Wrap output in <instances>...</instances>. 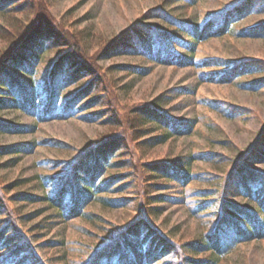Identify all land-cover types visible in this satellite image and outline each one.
<instances>
[{
  "label": "rangeland",
  "instance_id": "1",
  "mask_svg": "<svg viewBox=\"0 0 264 264\" xmlns=\"http://www.w3.org/2000/svg\"><path fill=\"white\" fill-rule=\"evenodd\" d=\"M35 1L31 12L17 13L11 21L20 26L25 21L31 25L42 20V16L52 21L61 34L60 40L73 46L78 62L95 76L93 93H102L96 105L79 106L83 102L80 101L73 108H66L65 102L88 81L86 77L73 82L66 80L69 73L66 65L52 80L55 97L50 115L39 118L32 113L37 107L32 106L22 109L8 105L0 109V119L22 126L9 131L0 129V146L25 143L21 152L0 156V194L6 204L0 223L6 218L13 219L22 237L31 241L36 256L45 264H89L96 248L115 242L127 223L143 214L164 236L168 234L180 245L213 233L221 210L229 209L227 201L246 204L255 210V203L242 195L239 188L233 189L227 178L236 162L242 161L252 170L264 173V159L249 155L255 154L256 146L264 139V38L240 35L241 29L264 21V7H261L264 0L257 2V8L240 17L224 35L195 41L178 28L176 18L204 22L212 14H225L229 6L242 0ZM156 10L163 11V15L157 17ZM8 20L0 16L1 22ZM138 27H148L155 39L159 34L173 33V38L160 42L165 43L169 52L192 56L200 63L181 65L164 61L165 57L153 58L134 43ZM136 35L147 41L148 37L140 31ZM158 42H154V47L160 48ZM14 44L0 36V66ZM107 48L109 52L105 53ZM61 53L46 47L37 61L26 59L24 69L10 62L7 70L22 82L29 97L35 92L38 100H45L48 94L45 84ZM214 58L226 66L200 65ZM238 60H254L257 64L242 69L240 76L221 79ZM216 70L220 71L218 75L208 80ZM260 79L263 83L254 89L253 81ZM4 93L12 98L9 87H5ZM155 100L162 103L166 116L188 122L191 130L162 144L138 147L142 127H149L154 135L165 131L142 114L143 108ZM101 110L106 114L104 117L92 116V112ZM112 139H118L119 146L110 151L108 168L99 182L125 169L116 165L122 158L134 165L131 172L137 184L123 177L102 193L120 205L88 202L85 210L89 214L66 218L50 206L44 198L46 192L50 193V187L52 192L54 184L63 182V178H70L73 161ZM202 153L205 156L198 157ZM189 155L193 156L190 161ZM209 156L211 160H204ZM173 160L194 174L186 185L141 166L146 161ZM151 173L153 178L149 177ZM125 181L128 184L118 186ZM20 192L34 196L15 200ZM151 194H163L166 201L152 202V198L148 199ZM69 200L70 195L66 197L68 204ZM222 200L226 202L221 203ZM207 201L212 206L197 211ZM256 212L263 216L260 210ZM231 246L217 264H264V237ZM179 255L174 253L169 257L172 264H181ZM209 255L210 252L200 254Z\"/></svg>",
  "mask_w": 264,
  "mask_h": 264
},
{
  "label": "trees",
  "instance_id": "2",
  "mask_svg": "<svg viewBox=\"0 0 264 264\" xmlns=\"http://www.w3.org/2000/svg\"><path fill=\"white\" fill-rule=\"evenodd\" d=\"M260 0H242L233 6H229L225 14H212L204 20V22L194 23L190 20H182L176 18L178 28L186 31L192 36L193 40L207 39L215 36H222L229 32L234 23L240 17L249 14L253 7L257 8V2ZM35 0H0V16L8 18V23L0 21L1 32L0 36L10 43H15L11 50L7 51L5 59L0 66V109L4 106L14 108L27 109L29 106L37 107L32 113L39 118L46 117L52 113V101L55 97L54 89L52 87V80L60 74L62 70L68 65V75L65 79L73 82L86 77L88 81L82 84L81 87L75 92L71 99L66 103V108H73L78 102L83 101L81 105L86 104L96 105L98 98L102 92H94L93 79L94 75L89 72V68L80 62L76 56L75 51L72 52L73 46L68 43H63L60 32L53 26L52 21L49 22L42 16V20L28 25L25 21L24 25L20 26L18 22L11 21L15 18L17 13L28 14L35 8ZM264 7V4L263 6ZM264 9V8H263ZM163 11L156 10V16L161 17ZM220 13V12H217ZM217 17V18H216ZM6 22V21H5ZM15 25H13V24ZM137 29V30H136ZM137 31L145 34L148 38L145 41L141 36L136 35ZM135 40L138 49L145 50L146 53L151 55L157 60L164 57V61L176 62L181 65H189L192 63H200L192 56L185 54L175 55L169 52L165 43L160 41L169 40L174 37L171 33L170 36L157 35L156 39L151 34L149 28L141 29L135 28ZM240 35L243 37L264 38V21L250 27L241 29ZM131 37V36H129ZM159 41L160 48L154 47V42ZM62 42V43H60ZM65 42V41H64ZM187 44L190 45V42ZM191 44H194L192 42ZM123 45V43H121ZM115 48V45H111ZM110 46V47H111ZM193 45H191L192 47ZM46 47L62 51L61 55L53 63V68L50 72V79L47 80L45 88L47 96L45 100H38L37 93H31V97L23 90L22 82L18 78L13 77L11 71L7 70V65L11 62L12 65H19L24 69V61L26 59L38 60L41 53ZM194 52V49L192 50ZM109 49L105 50L108 53ZM206 59L201 62L202 65H217L222 67L217 60ZM196 61V62H195ZM221 61V60H220ZM211 63V64H208ZM233 66L221 75V79L230 80L235 76L242 74V69L253 64H257L254 60H238L233 62ZM228 65V64H227ZM226 66V65H225ZM220 71L212 72L208 80H213L214 76L218 75ZM94 74V72H93ZM263 80L253 81L252 87L258 88ZM19 85V86H18ZM5 87H9L12 91V98L7 97L4 93ZM93 93V94H92ZM92 94V96H91ZM38 100V102L36 101ZM29 103V105H27ZM161 102L158 100L143 108L142 114L147 117L149 121L160 124L165 129L163 133L152 134L153 130L149 127H142L138 135V147L148 145L154 146L155 144H162L169 140L174 135L187 133L191 130L188 122L176 120L170 116H166L165 111L161 108ZM106 114L101 110L99 112H92V116L104 117ZM111 118V115H108ZM106 117V119L108 118ZM144 122H148L145 118ZM141 122L143 120L139 118ZM22 126L7 122L0 119V129L2 131H9L11 129H20ZM24 132V131H23ZM118 139H112L104 145H100L95 149H91L86 154H83L78 159L72 162V174L69 179H64L61 183H55L53 187L49 188L50 193L46 192L45 199L50 203V206L59 210V212L71 219L76 216H85L89 211L85 210L86 203L102 201L110 205H120L119 202L113 198L102 196L104 191H108L110 186L122 181L126 178L128 182L137 184L136 176L132 174L134 165L132 162H127L120 158L116 165L121 166L128 170L123 169L122 172L113 173L104 181L99 182L108 168L107 162L109 161L110 151L116 149ZM25 148V143H15L0 146V156L11 155L19 153ZM255 154L250 155L253 159H264V139L259 141L256 146ZM196 156V155H195ZM205 156L199 154L198 157ZM192 155H189L192 158ZM207 157V156H206ZM204 160H211L205 158ZM264 161V160H263ZM147 171H155L161 173L162 177L168 180H175L181 184L186 185L189 183L194 174L190 170L184 168V165L177 161H146L141 165ZM233 172L228 174L227 183H231V187L239 188L242 195H246L255 203V210L246 204H241L232 201L226 202L229 209L225 207L221 210L218 216L217 228L213 233L198 236L184 244L177 245L170 236L163 235L157 227L153 226L146 218V214L142 217H137L131 222H128L126 227L115 238V242L107 244L106 246H99L96 248L93 257L90 259L89 264H156L162 260L161 264H172L173 259L169 258L174 253H180L181 264H217L219 257L230 251L231 245L236 243H245L253 239L264 237V173L252 170L246 162H236L233 167ZM153 178V174H149ZM126 181L118 184V186H125ZM152 185V182H150ZM59 185V186H57ZM117 186V187H118ZM26 195L34 196L24 192L18 193L15 200H24ZM70 195L69 203L66 197ZM208 195V194H205ZM166 196L163 194H151L148 199L152 198V202L166 201ZM101 199V200H100ZM3 196L0 194V215L4 214L6 208ZM212 206L211 202L200 204L197 208L205 210ZM155 207V206H152ZM256 210H260L263 216H258ZM151 213V212H150ZM152 214V213H151ZM92 216V215H90ZM241 222L246 223L245 226ZM146 228V229H144ZM224 239V241H223ZM30 240H25L22 237L18 226H15L14 220L6 218L3 223H0V264H45L43 260L36 256L35 251L30 246ZM210 252L208 257L200 256L201 253Z\"/></svg>",
  "mask_w": 264,
  "mask_h": 264
}]
</instances>
